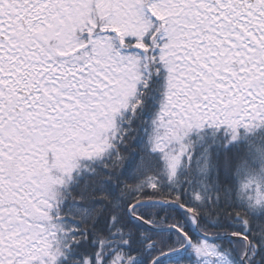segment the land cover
<instances>
[{
  "label": "snow or ice",
  "instance_id": "6c2138e0",
  "mask_svg": "<svg viewBox=\"0 0 264 264\" xmlns=\"http://www.w3.org/2000/svg\"><path fill=\"white\" fill-rule=\"evenodd\" d=\"M133 54L149 87L167 65L206 107L264 101V0H0V164L83 131ZM7 235L0 264H25Z\"/></svg>",
  "mask_w": 264,
  "mask_h": 264
},
{
  "label": "trees",
  "instance_id": "16d2710c",
  "mask_svg": "<svg viewBox=\"0 0 264 264\" xmlns=\"http://www.w3.org/2000/svg\"><path fill=\"white\" fill-rule=\"evenodd\" d=\"M133 47L147 51L140 42ZM142 60V82L132 107L113 117L108 148L97 157H77L71 178L55 186L48 215L72 226V236L54 245L62 257L57 264H151L185 244L175 231L156 230L168 226L191 244L180 252L182 260L174 254L160 264H209L196 251L203 242L229 264H242L244 240L246 262L264 264V200L258 191L264 189V122L193 124L179 142L157 143L167 71L162 65L149 87L151 57ZM151 201L166 204L139 205L129 213L134 204ZM197 232L244 239L208 241Z\"/></svg>",
  "mask_w": 264,
  "mask_h": 264
},
{
  "label": "rangeland",
  "instance_id": "374dc122",
  "mask_svg": "<svg viewBox=\"0 0 264 264\" xmlns=\"http://www.w3.org/2000/svg\"><path fill=\"white\" fill-rule=\"evenodd\" d=\"M112 62L118 66V79L111 83L112 91L105 96L104 102L93 105L97 111L81 126L83 131L72 133L70 139H52L41 144L34 155L29 154L18 163L0 164V178L4 177L3 182L0 180V188L3 183L5 187V191L0 192V217L5 218L0 229L8 232L5 238L12 241L11 247L24 251L25 264H57L62 258L54 245L72 236V226L52 221L48 215L52 210L55 186L71 178L77 157H97L108 148L113 117L133 105L143 79V60L133 54L117 57ZM164 66L167 71V65ZM186 87L167 72L166 102L154 128V140L161 145L179 142L186 128L193 124L222 123L224 118L226 122L234 120L237 125L246 127L254 124L259 127L264 122V101L247 104L237 98L231 108L227 104L219 108L206 107L203 104L206 97L199 92L188 94ZM258 191L264 200V189ZM259 200L256 198V202ZM3 204L6 205L2 207ZM9 226H14L11 231ZM196 251L209 264H229L214 245L203 242Z\"/></svg>",
  "mask_w": 264,
  "mask_h": 264
},
{
  "label": "water",
  "instance_id": "95a60500",
  "mask_svg": "<svg viewBox=\"0 0 264 264\" xmlns=\"http://www.w3.org/2000/svg\"><path fill=\"white\" fill-rule=\"evenodd\" d=\"M148 204H158V205H165L166 203L163 202V201H151V202H140V203H136L134 204L130 210H129V213H131V210L135 207V206H139V205H148ZM156 230L158 231H168V230H172V231H175L177 233H179L180 235H182V237L185 239V245L177 250H174V251H170V252H167L159 257H157L151 264H155L157 261L163 259L164 257L166 256H169V255H173V254H176V253H179L183 250H186L189 245H190V240L187 238V236L185 234H183L182 232H180L178 229H176L175 227H172V226H168V227H163V228H156ZM198 233V232H197ZM198 235H200L201 237L207 239V240H214L216 238H229L231 240H237L239 239L238 237H235V236H232V235H227V236H221V237H216V236H210V235H206V234H202V233H198ZM245 245H246V250H245V253L241 259V262L243 264H246V257H247V254H248V251H249V244L248 242H245Z\"/></svg>",
  "mask_w": 264,
  "mask_h": 264
}]
</instances>
